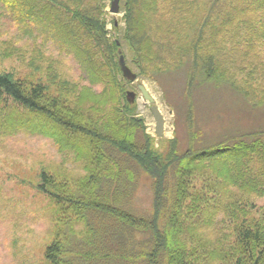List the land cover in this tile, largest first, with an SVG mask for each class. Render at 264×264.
<instances>
[{
    "label": "trees",
    "instance_id": "obj_1",
    "mask_svg": "<svg viewBox=\"0 0 264 264\" xmlns=\"http://www.w3.org/2000/svg\"><path fill=\"white\" fill-rule=\"evenodd\" d=\"M97 1L0 0L19 36L37 45L34 73L49 81L0 73V137L47 138L84 172L77 180L41 173L38 189L59 227L48 264L104 263L99 243L112 227L123 247L148 239L136 255L148 264H264V207L255 203L264 199V131L182 155L175 141L166 155L155 150L127 101L122 43ZM123 10L139 75L158 81L188 66L189 97L200 74L264 105V0H125ZM48 48L76 61L79 80L56 70ZM139 172L152 183L148 217L131 206Z\"/></svg>",
    "mask_w": 264,
    "mask_h": 264
},
{
    "label": "rangeland",
    "instance_id": "obj_2",
    "mask_svg": "<svg viewBox=\"0 0 264 264\" xmlns=\"http://www.w3.org/2000/svg\"><path fill=\"white\" fill-rule=\"evenodd\" d=\"M113 1L97 2L103 7L110 37L122 43L127 65L138 75L136 82L126 81L125 90L126 94L130 91L136 93V117H142L146 133L154 139L155 150L166 155L171 143L175 141L178 154L182 155L190 149L203 150L221 142L264 131V105H255L253 100L258 103V98L248 97L244 90L228 82H209L199 74L192 96L189 97L188 66L160 76L158 81L139 75L124 41L125 0H121L118 14L111 11ZM116 22L117 29L114 27ZM31 44L30 40L19 36L16 26L0 9V73H11L16 78L28 80L41 77L49 83L46 73L35 74L30 66L31 60L38 55L34 54L37 45ZM44 52L55 60V68L63 77L79 80L81 73L74 59L53 48ZM238 79L239 84L245 88V77L240 76ZM139 84L146 87L155 99L154 105L165 118V132L161 138L156 134L151 105L144 100ZM80 168L73 157L62 154L59 147L47 138L25 134L0 137V264H48L45 252L53 240L54 231L59 227L57 223L54 224L53 203L38 189L40 176L45 170L63 179L77 180L84 174ZM138 177L139 183L131 206L137 215L148 217L153 214L154 208L152 183L143 174ZM255 203L258 207H264V199ZM112 231L113 227L102 235L107 236L104 237L105 241L99 243L103 247L101 255L106 254L110 258L107 256L104 257V263L100 261L92 264H148L142 258L136 259L139 252L148 248V239L138 236L137 241H127L123 247L119 244L120 240L114 241L110 237L109 232ZM75 256L72 254L70 257Z\"/></svg>",
    "mask_w": 264,
    "mask_h": 264
},
{
    "label": "water",
    "instance_id": "obj_3",
    "mask_svg": "<svg viewBox=\"0 0 264 264\" xmlns=\"http://www.w3.org/2000/svg\"><path fill=\"white\" fill-rule=\"evenodd\" d=\"M120 2L121 0L113 1L112 9H111L113 14L119 13ZM115 24L117 25V22ZM119 66L122 71L123 77L126 81L134 83L138 80V75L135 72H133V70L127 65L125 56L123 55V52L121 50L119 51ZM138 88L144 100H146V102L149 105H151L150 111L153 114L155 121H156V134L159 138H161L163 137L164 132H165V127H166L165 118L163 117L161 110L157 106L154 105L155 99L151 96V94L146 89V87L142 84H139ZM126 98H127V101L133 105L137 99V95L135 92L130 91V92H127ZM138 120L141 121L142 117H140Z\"/></svg>",
    "mask_w": 264,
    "mask_h": 264
}]
</instances>
